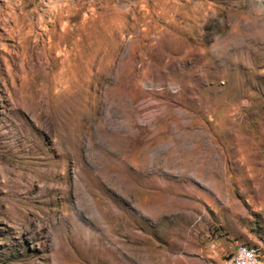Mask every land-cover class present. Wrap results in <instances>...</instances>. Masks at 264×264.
I'll list each match as a JSON object with an SVG mask.
<instances>
[{
	"label": "rangeland",
	"instance_id": "1",
	"mask_svg": "<svg viewBox=\"0 0 264 264\" xmlns=\"http://www.w3.org/2000/svg\"><path fill=\"white\" fill-rule=\"evenodd\" d=\"M264 264V0H0V264Z\"/></svg>",
	"mask_w": 264,
	"mask_h": 264
},
{
	"label": "built area",
	"instance_id": "2",
	"mask_svg": "<svg viewBox=\"0 0 264 264\" xmlns=\"http://www.w3.org/2000/svg\"><path fill=\"white\" fill-rule=\"evenodd\" d=\"M229 263L230 264H260L255 256L254 250L243 244H239L235 247L234 252L230 256Z\"/></svg>",
	"mask_w": 264,
	"mask_h": 264
},
{
	"label": "crops",
	"instance_id": "3",
	"mask_svg": "<svg viewBox=\"0 0 264 264\" xmlns=\"http://www.w3.org/2000/svg\"><path fill=\"white\" fill-rule=\"evenodd\" d=\"M238 245H239V244H238ZM236 246H237V245H236ZM236 246H235V247H236ZM235 247H234V250H235ZM234 250H233V252H234ZM258 262H259V261H258ZM229 264H230V263H229Z\"/></svg>",
	"mask_w": 264,
	"mask_h": 264
}]
</instances>
